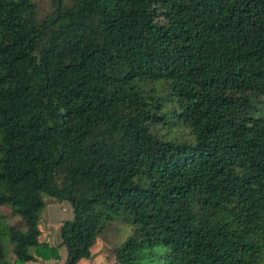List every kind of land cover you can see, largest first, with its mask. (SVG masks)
<instances>
[{"label":"trees","instance_id":"1","mask_svg":"<svg viewBox=\"0 0 264 264\" xmlns=\"http://www.w3.org/2000/svg\"><path fill=\"white\" fill-rule=\"evenodd\" d=\"M113 222L114 264H264V0H0V264Z\"/></svg>","mask_w":264,"mask_h":264},{"label":"rangeland","instance_id":"2","mask_svg":"<svg viewBox=\"0 0 264 264\" xmlns=\"http://www.w3.org/2000/svg\"><path fill=\"white\" fill-rule=\"evenodd\" d=\"M45 209L42 212V218L39 225L41 230L40 240L43 242H54L55 246L61 242L60 227L63 221L72 220L73 212L68 202L56 203L52 199L45 198ZM7 215L8 222L20 229H24V223L16 215L10 214L8 210H4ZM132 228L120 222H113L107 225L106 229L99 235L94 246L91 249V257L88 264H114V250L120 246L130 235ZM62 260L67 259L65 247H60ZM14 256L9 254V262L13 264ZM29 264H44V261L37 260ZM65 264V263H64Z\"/></svg>","mask_w":264,"mask_h":264},{"label":"crops","instance_id":"3","mask_svg":"<svg viewBox=\"0 0 264 264\" xmlns=\"http://www.w3.org/2000/svg\"><path fill=\"white\" fill-rule=\"evenodd\" d=\"M47 243L50 245V246H55V243L52 241V242H49L47 241ZM92 253V252H91ZM59 254H60V259L59 260H48V261H44V264H64L65 261H61L62 260V256H61V250L59 251ZM93 255V253H92ZM91 255V256H92ZM90 260H81L78 264H88Z\"/></svg>","mask_w":264,"mask_h":264}]
</instances>
